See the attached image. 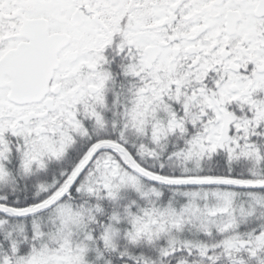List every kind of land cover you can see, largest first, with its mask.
<instances>
[{
    "label": "snow or ice",
    "instance_id": "6c2138e0",
    "mask_svg": "<svg viewBox=\"0 0 264 264\" xmlns=\"http://www.w3.org/2000/svg\"><path fill=\"white\" fill-rule=\"evenodd\" d=\"M0 264H264V0H0Z\"/></svg>",
    "mask_w": 264,
    "mask_h": 264
}]
</instances>
